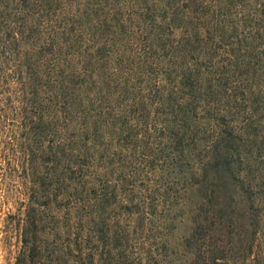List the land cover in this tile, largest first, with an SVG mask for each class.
I'll list each match as a JSON object with an SVG mask.
<instances>
[{"label": "trees", "instance_id": "16d2710c", "mask_svg": "<svg viewBox=\"0 0 264 264\" xmlns=\"http://www.w3.org/2000/svg\"><path fill=\"white\" fill-rule=\"evenodd\" d=\"M255 1L105 0L94 61L79 48L104 35L88 25L103 15L97 0H0V180L15 174L30 190L15 264H164L161 204L181 200L175 186L242 181L238 128L252 142L264 129ZM259 178L264 196V168ZM202 197L200 227L232 216L228 199ZM251 235V264H264Z\"/></svg>", "mask_w": 264, "mask_h": 264}, {"label": "rangeland", "instance_id": "374dc122", "mask_svg": "<svg viewBox=\"0 0 264 264\" xmlns=\"http://www.w3.org/2000/svg\"><path fill=\"white\" fill-rule=\"evenodd\" d=\"M95 1L92 0V2ZM97 2L99 4L91 8L94 17H98V14L103 15L101 18H96L92 25H88L91 26L92 31L104 35L102 40L99 39V42H95L96 45L92 44L94 40L91 39L87 42L83 41L79 48V51L84 54H87L85 50L91 51L94 61H97L100 55L97 45L102 44L103 47L105 46V32H102L101 28V25L105 23V0H97ZM254 4H256L255 0ZM247 9L253 10L254 7H247ZM180 32L177 29L175 34ZM104 51L105 49H103ZM81 61L84 63L83 59ZM191 63L188 67H196V62ZM79 65L83 67V64L80 63ZM91 65L92 60L89 67ZM182 66H184L182 69L184 70L185 64L176 63L178 69H181ZM262 69H264V61L261 62L257 73H253V77V74L251 75L255 82H260V79H262ZM182 70H179V72H182ZM263 100L264 94L261 95L260 101ZM258 115L264 117V114ZM258 129L257 139L252 142L251 135L246 132L245 128H238V133L242 138L241 151L250 150V156L244 163L246 172L238 176L242 181L227 182V180H224L225 184H223V182L211 183L206 179H201V182L194 185L195 181H192L189 175L188 178L185 175L187 178L186 192L182 191L180 185L175 186L177 190L182 192L181 200L173 202V198H171L165 204H161L164 207H160L169 210V215L161 219L160 223L171 225L165 234L160 235V238H158L161 245L164 240L167 242L166 247H168V250L162 257L164 264H251L250 252L247 247L248 239L252 236L251 233L255 227L260 232L259 238L263 241L261 250L264 251V196L263 193L255 190L258 187L256 184L260 185L259 173L264 168V129L261 127ZM4 150L7 153L8 146L3 144L0 146V155L1 151ZM241 155L242 158L246 159L243 153ZM248 167H250V170ZM241 186H245V188ZM226 187L229 188L226 189ZM248 189L252 194L251 199H249V194L246 193ZM140 194L138 192V196ZM203 195L206 197L205 203L207 204L205 207L210 202L227 203L226 200L228 199L232 208L236 211L229 208V213L232 216H221L222 221H219L221 224L213 226L207 221L206 224H203V227H200L198 221L201 217L200 210L202 208L200 207L203 203ZM29 196L30 190L26 186V181L24 185V180H21L19 176L8 173L6 177L0 180V264H15L20 254L22 211L28 202ZM209 207L212 211L215 205L212 204ZM211 219L214 218L208 217V220ZM87 233H89V230ZM85 234L84 231L80 233L79 239L83 240ZM94 240L95 234H92L91 244L93 248L102 245V243Z\"/></svg>", "mask_w": 264, "mask_h": 264}]
</instances>
